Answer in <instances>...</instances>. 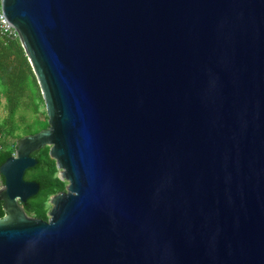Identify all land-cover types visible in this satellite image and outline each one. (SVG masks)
<instances>
[{
	"label": "water",
	"instance_id": "obj_1",
	"mask_svg": "<svg viewBox=\"0 0 264 264\" xmlns=\"http://www.w3.org/2000/svg\"><path fill=\"white\" fill-rule=\"evenodd\" d=\"M47 126L0 164V264H264V0H0ZM48 145L64 191L21 203Z\"/></svg>",
	"mask_w": 264,
	"mask_h": 264
},
{
	"label": "trees",
	"instance_id": "obj_2",
	"mask_svg": "<svg viewBox=\"0 0 264 264\" xmlns=\"http://www.w3.org/2000/svg\"><path fill=\"white\" fill-rule=\"evenodd\" d=\"M9 29L0 27V106L4 100L7 115L0 118V164L16 149V142L21 134L32 131L29 122L19 125L14 120V114L20 105V99L27 91L34 109H39V103L43 101L41 91L32 70L27 55L21 45L19 37ZM44 114H45V110ZM38 121L42 128L47 126V115ZM23 126V127H22ZM21 128L23 133H16ZM8 136H16L17 140L7 141ZM49 146L44 145L32 152L38 158V162L25 170V179H34L39 182L40 189L22 203L27 214L47 219V201L49 197L65 188L66 181L60 179L57 174V166L54 158L49 153ZM2 177V176H1ZM3 181V178H2ZM3 201L0 200V217L4 215Z\"/></svg>",
	"mask_w": 264,
	"mask_h": 264
},
{
	"label": "rangeland",
	"instance_id": "obj_3",
	"mask_svg": "<svg viewBox=\"0 0 264 264\" xmlns=\"http://www.w3.org/2000/svg\"><path fill=\"white\" fill-rule=\"evenodd\" d=\"M5 19L2 17V12H1V8H0V23L1 21L3 22ZM2 28H8L9 25L7 22H3L1 23V26ZM14 30L11 29L10 32H13ZM15 32V31H14ZM15 34V33H14ZM17 35V34H16ZM4 100L2 101V104L0 106V118H4L6 115H7V110L5 109L4 107ZM45 110V104H44V100L42 102L39 103V109L36 110L34 109V106L31 102V98L29 97V94L28 92L26 91L25 94L21 97L20 99V105L17 107V110L14 114V120L17 124H21V125H25L26 122H29V127L32 129V131H29V133H32V134H35L37 133L39 130L43 129L38 121L36 120H42L43 117H45V114H44V111ZM47 115V114H46ZM23 127V126H22ZM16 133H23L21 128L17 129L15 131ZM28 133V132H26ZM25 133L21 134L24 135ZM0 139H2V136L0 137ZM7 141H11V140H17V137L15 136H8L6 138ZM60 173V169L58 168L57 170V174ZM3 185V181H2V177L0 175V188L2 187ZM51 206H52V203H51V200H50V197L47 201V215H48V212L49 210L51 209ZM31 216H33V214H29Z\"/></svg>",
	"mask_w": 264,
	"mask_h": 264
},
{
	"label": "built area",
	"instance_id": "obj_4",
	"mask_svg": "<svg viewBox=\"0 0 264 264\" xmlns=\"http://www.w3.org/2000/svg\"><path fill=\"white\" fill-rule=\"evenodd\" d=\"M2 17L5 19L3 22H7L8 23V21H7V19L2 15ZM2 21H1V23H3ZM1 23H0V26H1ZM8 25H9V27L8 28H5V29H9V30H11V29H13L14 31H15V29L14 28H12V26L8 23ZM2 28V27H1ZM15 34H17L16 33V31H15ZM18 36V35H17ZM2 149V143H1V141H0V150Z\"/></svg>",
	"mask_w": 264,
	"mask_h": 264
},
{
	"label": "flooded vegetation",
	"instance_id": "obj_5",
	"mask_svg": "<svg viewBox=\"0 0 264 264\" xmlns=\"http://www.w3.org/2000/svg\"><path fill=\"white\" fill-rule=\"evenodd\" d=\"M21 205H22V203H21ZM22 207H23V205H22ZM23 209H24V208H23ZM4 215H5V213H4ZM4 215H3V216H4Z\"/></svg>",
	"mask_w": 264,
	"mask_h": 264
}]
</instances>
